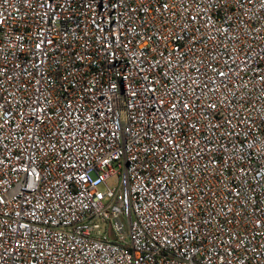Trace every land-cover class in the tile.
Wrapping results in <instances>:
<instances>
[{
	"label": "built area",
	"instance_id": "built-area-1",
	"mask_svg": "<svg viewBox=\"0 0 264 264\" xmlns=\"http://www.w3.org/2000/svg\"><path fill=\"white\" fill-rule=\"evenodd\" d=\"M0 264H264V0H0Z\"/></svg>",
	"mask_w": 264,
	"mask_h": 264
},
{
	"label": "rangeland",
	"instance_id": "rangeland-1",
	"mask_svg": "<svg viewBox=\"0 0 264 264\" xmlns=\"http://www.w3.org/2000/svg\"><path fill=\"white\" fill-rule=\"evenodd\" d=\"M117 180H118V177H114V178H112V179L110 180V182H109V186H110L111 188H115V186L117 185ZM100 191H101V192H105V191H106V188H105V187H101V188H100Z\"/></svg>",
	"mask_w": 264,
	"mask_h": 264
}]
</instances>
